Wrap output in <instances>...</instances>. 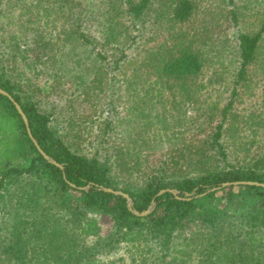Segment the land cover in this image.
<instances>
[{
  "label": "trees",
  "instance_id": "16d2710c",
  "mask_svg": "<svg viewBox=\"0 0 264 264\" xmlns=\"http://www.w3.org/2000/svg\"><path fill=\"white\" fill-rule=\"evenodd\" d=\"M199 3L165 0L154 7V0H0V86L20 103L40 146L61 164L37 150L14 104L0 93V214H7L0 216V264H104L101 255L121 243L148 246L153 252L148 264H264V186L222 185L264 182L263 137L253 135V151L242 138L246 127L259 132L264 126V111L243 118L230 111L239 86L252 87L248 73L255 74L264 60L263 12L254 13L261 20L256 29L238 34L227 100L212 104L209 120L194 119L186 126L199 123L205 136L170 147L146 170L137 144L150 145L130 135L138 116L153 117L156 101L165 110L164 100L176 105L193 101L205 87L199 75L212 67L219 52L209 42L212 27L194 22ZM245 8H231L232 19L248 16ZM148 19L157 23L154 42L141 56L125 60L133 29ZM48 22L52 27L60 22L55 33L47 29ZM93 23L98 35L90 30ZM200 29L204 38L196 33ZM196 42L207 50L193 46ZM108 47L115 51L112 60ZM116 68L125 69L123 117L129 134L123 143L114 142L109 131L121 121L105 118L95 124L98 133L91 126L97 145L84 148L82 127L95 118L92 112L75 118L81 116L76 105L92 103L111 88ZM41 74L56 87L72 84V99L66 98L72 101V142L51 123L53 111L37 98ZM114 100L110 97L107 104L116 111ZM3 119L14 127V142L9 143ZM224 130L234 135L233 148L223 140ZM108 187L128 193L130 200ZM191 221H198L197 229L184 235L185 249L171 255L176 229Z\"/></svg>",
  "mask_w": 264,
  "mask_h": 264
},
{
  "label": "rangeland",
  "instance_id": "374dc122",
  "mask_svg": "<svg viewBox=\"0 0 264 264\" xmlns=\"http://www.w3.org/2000/svg\"><path fill=\"white\" fill-rule=\"evenodd\" d=\"M164 1L165 0H154L153 6H162ZM244 4L247 5L245 9H250V14L248 16L237 15L236 18L237 20L239 19L237 22L236 19H232L229 10L233 7H237V9L240 10ZM199 6L201 10L196 14L194 22H198L201 26L206 23L212 27L211 37L213 40H209V42L215 44L216 48L214 50H218L219 54L215 55L212 67L199 75V79L205 84V87L201 89L197 99L177 103V105L170 104L169 100L166 99L163 101L166 104L165 110L162 103L156 101L155 108L161 114L154 116L155 113L158 112L154 110L153 113L151 112L153 117L145 115L138 116L135 119V128L131 127L133 130H131L130 135L136 137L139 142L146 139L147 144L150 145V147H147L144 142L141 143L142 145H139V143L137 144L138 149H141V156L146 158V160H142L143 164L147 163L145 166L146 170H148L159 157H163L165 151H170V147L192 138L196 140L199 137L205 136V131H201L203 126L199 123H197L198 125L196 124L197 126H192V128H187L186 126L194 119L203 121L209 120L206 116H208V112L211 111L212 104L215 102L222 104L227 100L232 86L230 69L234 68L237 64L235 47L238 44V34L243 30L253 31L256 29V26L261 23L257 14H254L255 12H263L264 15V0H233V3H230L228 0H200ZM44 17L40 23H43ZM201 20L205 23L201 22ZM48 23L49 24L46 25L47 29L55 33L60 22L53 27L50 25V22ZM156 24L153 25L148 19L143 27L139 29L135 27V29H133L131 34L135 36L129 38L130 40L133 39V41L131 45H125V60H132L134 57L141 56L143 54V49L154 42L157 36ZM195 26L196 25H192V27ZM89 27L91 32L98 35L95 23L91 24ZM204 32L205 30L200 29L197 30L196 33H199L200 36L204 38ZM208 36H210V34H208ZM261 43L264 48V37ZM206 44L209 43H205V45ZM193 46L207 50L204 45L200 46L199 42H196ZM96 49L99 50V47ZM105 52L108 54V59L112 60L114 56L113 52H115L114 49L108 47L105 49ZM116 56L117 55H115V57ZM261 63L260 67L253 69L255 74L251 72L248 73L254 81L252 87L249 89L239 86V95L234 98L233 106L230 108V111L235 113L237 118H243V116L248 117L250 112L256 114L260 111H264V60H262ZM126 71L129 72L130 70L126 69ZM113 72L116 74V78L113 82V86L109 88L110 90L104 89L100 91L99 94L94 97L92 103L82 102L76 105L78 108L76 114H80L81 116L75 118L80 120L86 114H89V112H92L95 118L94 123L87 121L82 127L83 131L81 130V132L84 137L82 146L84 148L91 149L97 145V140L93 137V128H95V133L101 131L95 124L105 118L111 119L113 123H116L117 120L121 121L120 125L116 124L113 131H109L108 136H110L114 142L122 141L123 143L126 140L125 135L129 134V127L125 128L127 124L125 121L126 118L123 117L126 112L123 103L126 94L122 83V76L125 69L116 68ZM113 89L114 92L112 93ZM247 89H249L248 91L250 94L246 91ZM41 90L37 98L41 100L40 104H42L43 108L53 111L51 123L72 142V130L74 131V128L72 129V101H67V99H72V84L69 82H62L56 87L55 81H51L47 76L41 74ZM168 96L170 97V95ZM110 97L115 98L114 103L116 104V111L110 108V106L114 105L113 103L110 105L107 104ZM179 99H181V97L177 100ZM146 107L148 110L149 106ZM120 117H122L123 120H121ZM180 117L185 120L183 123L181 120L177 119ZM217 119L218 115L213 116L211 120L212 124L216 123ZM147 120H150V124H146ZM1 123L2 127H5L6 134L11 136L9 143L14 142V127L10 126V120H4L1 121ZM92 125L93 128L91 127ZM234 125L237 126V122H235ZM208 128H210V126ZM243 133L245 136L243 135L242 138L247 142L246 146L250 145L249 151H253L255 148L254 143L250 144L253 141V135L257 138L263 137L262 139L264 141V126L260 127L259 132L250 127H246ZM232 138H234V135L230 131L224 130L223 140H225V143L230 146V148H233L235 144ZM180 145L181 144L177 145V147H180ZM17 160H22V158H11L12 162ZM91 213L98 217L101 222H108V218L103 216L100 211L91 210ZM3 215H7L6 211H1L0 216L2 217ZM197 223L198 221L187 222L184 228L179 230L176 229L178 235L173 239L171 255L185 249L186 245L183 237L189 234L191 230H194V228L197 229ZM149 246H153V244L151 243ZM148 248V246L145 247L144 245L142 247H136L121 243L113 251L102 254L101 257L104 264H148L153 253ZM192 248L193 245H191V249ZM144 250L145 254L142 252ZM194 255L192 251L190 263L194 259Z\"/></svg>",
  "mask_w": 264,
  "mask_h": 264
},
{
  "label": "water",
  "instance_id": "95a60500",
  "mask_svg": "<svg viewBox=\"0 0 264 264\" xmlns=\"http://www.w3.org/2000/svg\"><path fill=\"white\" fill-rule=\"evenodd\" d=\"M0 93L6 95L11 100V102L14 104L15 108L17 109L19 115L21 116V118H22V120H23V122H24V124L26 126L27 133H28L29 137L31 138V140L33 141V143H34L35 147L37 148V150L45 158H48L50 161L54 162L56 165L61 166V164L59 162H57L54 159H51L48 156V154L45 152V150L40 146V144L38 143V141L36 140V138L33 136L32 132H31V129H30L29 125H28V117H27L26 113L24 112V110L22 109V106L20 105V103L14 98V96L10 92H8L7 90H5L1 86H0ZM231 183H234V184H237V183H248V184H259V185H263L264 186V182H260V181H257V180H234V181H225V182L222 183V185H227V184H231ZM107 189L108 190H111L113 192H116V193H122L124 196H126L128 198V200H130V197H129L128 193H126V192H124L122 190L113 189L111 187H108ZM129 204H130V201H129Z\"/></svg>",
  "mask_w": 264,
  "mask_h": 264
}]
</instances>
